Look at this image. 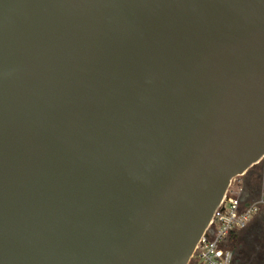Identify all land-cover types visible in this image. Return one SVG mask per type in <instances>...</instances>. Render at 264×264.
I'll return each mask as SVG.
<instances>
[{"label": "water", "instance_id": "water-1", "mask_svg": "<svg viewBox=\"0 0 264 264\" xmlns=\"http://www.w3.org/2000/svg\"><path fill=\"white\" fill-rule=\"evenodd\" d=\"M264 156V0H0V264H189Z\"/></svg>", "mask_w": 264, "mask_h": 264}, {"label": "built area", "instance_id": "built-area-1", "mask_svg": "<svg viewBox=\"0 0 264 264\" xmlns=\"http://www.w3.org/2000/svg\"><path fill=\"white\" fill-rule=\"evenodd\" d=\"M241 190L233 178L195 246L193 264H232V234L248 224L262 201L242 200Z\"/></svg>", "mask_w": 264, "mask_h": 264}, {"label": "flooded vegetation", "instance_id": "flooded-vegetation-1", "mask_svg": "<svg viewBox=\"0 0 264 264\" xmlns=\"http://www.w3.org/2000/svg\"><path fill=\"white\" fill-rule=\"evenodd\" d=\"M240 198L262 200L248 224L231 241L232 264H264V156L243 175Z\"/></svg>", "mask_w": 264, "mask_h": 264}, {"label": "trees", "instance_id": "trees-1", "mask_svg": "<svg viewBox=\"0 0 264 264\" xmlns=\"http://www.w3.org/2000/svg\"><path fill=\"white\" fill-rule=\"evenodd\" d=\"M240 232V231H239ZM239 232H234L233 234H232V237H233V239L235 238V237H237V235L239 234ZM194 263V260L192 259L190 262H189V264H193Z\"/></svg>", "mask_w": 264, "mask_h": 264}, {"label": "rangeland", "instance_id": "rangeland-1", "mask_svg": "<svg viewBox=\"0 0 264 264\" xmlns=\"http://www.w3.org/2000/svg\"><path fill=\"white\" fill-rule=\"evenodd\" d=\"M237 178V180L239 179V176L238 177H236Z\"/></svg>", "mask_w": 264, "mask_h": 264}]
</instances>
